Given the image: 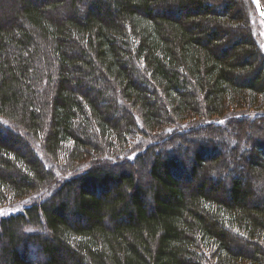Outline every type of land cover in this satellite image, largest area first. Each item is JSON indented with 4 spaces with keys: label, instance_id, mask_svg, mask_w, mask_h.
<instances>
[{
    "label": "trees",
    "instance_id": "1",
    "mask_svg": "<svg viewBox=\"0 0 264 264\" xmlns=\"http://www.w3.org/2000/svg\"><path fill=\"white\" fill-rule=\"evenodd\" d=\"M261 23L0 0V264H264Z\"/></svg>",
    "mask_w": 264,
    "mask_h": 264
},
{
    "label": "rangeland",
    "instance_id": "2",
    "mask_svg": "<svg viewBox=\"0 0 264 264\" xmlns=\"http://www.w3.org/2000/svg\"><path fill=\"white\" fill-rule=\"evenodd\" d=\"M261 28L259 29L260 30V33H261V36H262V46L264 48V21L261 20ZM96 162H92V164L94 165ZM39 195V194H38ZM29 199L27 200H24L23 202H15V203H9V202H6L5 204L1 205L2 206V210H3V213L5 214H10V213H13V212H16V211H20L22 209V207L20 205L22 204H25L29 201L32 202V200L35 199V197H28ZM31 230V229H30Z\"/></svg>",
    "mask_w": 264,
    "mask_h": 264
},
{
    "label": "water",
    "instance_id": "3",
    "mask_svg": "<svg viewBox=\"0 0 264 264\" xmlns=\"http://www.w3.org/2000/svg\"><path fill=\"white\" fill-rule=\"evenodd\" d=\"M255 8L258 17L264 21V6L260 0H250Z\"/></svg>",
    "mask_w": 264,
    "mask_h": 264
},
{
    "label": "bare ground",
    "instance_id": "4",
    "mask_svg": "<svg viewBox=\"0 0 264 264\" xmlns=\"http://www.w3.org/2000/svg\"><path fill=\"white\" fill-rule=\"evenodd\" d=\"M2 207V206H1Z\"/></svg>",
    "mask_w": 264,
    "mask_h": 264
}]
</instances>
